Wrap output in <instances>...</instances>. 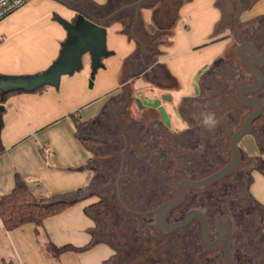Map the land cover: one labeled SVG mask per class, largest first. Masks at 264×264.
Instances as JSON below:
<instances>
[{"label":"crops","instance_id":"0c3cea01","mask_svg":"<svg viewBox=\"0 0 264 264\" xmlns=\"http://www.w3.org/2000/svg\"><path fill=\"white\" fill-rule=\"evenodd\" d=\"M135 1L27 0L0 21V82L48 74L62 61L67 47L78 39V31L88 20L86 13L102 18ZM168 2L144 0L139 19L154 30L157 8ZM129 10L134 12L135 19L136 7L129 6L104 23V49L96 59L86 51L80 58V67L62 74L57 85L49 84L43 92L17 93L6 101L0 195L13 188L16 172L37 194L45 196L91 184L95 178L94 169L88 165L92 153L80 135L93 132L82 128L80 134L77 124L119 110L126 84L131 85L144 107L158 109L161 124L157 125L166 126L168 135L189 126L186 116L191 98L201 97L210 88L218 106L229 110L230 94L233 92L237 101L235 91L252 80L248 71L240 77L236 75L238 68L233 54L239 60L236 45L240 38L236 29L220 25L222 10L216 0H189L178 10L172 43L161 46L159 61L166 65L168 73L161 81L167 84H153L144 73L154 62L144 58L139 41L132 36L137 23L134 27L132 23L133 28L128 31V20L124 16L115 17ZM263 14L264 0H255L243 11L242 18L248 21ZM211 68L212 73L208 74ZM174 78L176 85L172 84ZM138 106L140 111L144 109ZM209 109L216 111L213 105ZM221 119L224 120V115ZM260 126L262 131L247 133L250 146L242 144L245 136L239 146L248 156L258 157L264 170V135L260 133L264 132V123ZM227 128L226 124V131ZM262 171L252 172L249 191L264 205L257 184L264 180ZM97 201V196L85 198L48 217L39 227L30 223L8 230L0 218V264H105L116 254L115 247L107 241L85 251H67L59 256L49 249L50 242L59 246L87 244L96 222L86 207Z\"/></svg>","mask_w":264,"mask_h":264},{"label":"trees","instance_id":"16d2710c","mask_svg":"<svg viewBox=\"0 0 264 264\" xmlns=\"http://www.w3.org/2000/svg\"><path fill=\"white\" fill-rule=\"evenodd\" d=\"M187 1L189 0H170L168 4H162L161 7L159 6L157 8V14L153 18V23L155 25L154 30H152L149 24L143 23L140 19L134 27L132 36H135L139 41L144 58L147 61L154 62L155 66L152 65V67L144 73L153 84L160 86L167 84L161 81L162 77L167 73L166 65L159 61V56L162 53L161 46L170 45L172 43L174 30L179 20L178 10L180 6ZM239 1H242L245 6L243 9L236 11V6ZM254 1L255 0H238L234 2L233 6L225 8L223 3L216 0L217 6L222 10L220 25L232 29L241 25L243 22L238 23L237 19L235 20V18H232L233 14L236 15L238 13L239 15L240 12L251 6ZM120 16H124L125 19L128 20L127 29L130 31L134 21V12L129 10V12L119 14L115 17ZM115 17H113V19ZM217 64L218 62L215 63L213 67ZM231 64L234 63L232 62ZM240 64H236V67L238 66L237 68L244 72L248 71L241 62ZM232 68H234V66H232ZM210 73H212V68L208 74ZM158 78L160 79L158 80ZM172 84H177L175 78ZM47 85L49 84L45 83L36 88L13 87L3 89L0 87V153L4 151L2 128L4 126L3 117L6 101L12 95L21 92H43ZM231 94L230 105L228 104L230 107L229 110L228 108L223 109L222 105L220 107L218 106V99L210 88L204 90L201 97L191 98L192 103L190 104L189 110L187 109L188 116L185 115L189 126L184 131L174 132L168 134V136L166 135L167 127L157 125L158 123L161 124V116L156 107H144L143 105L142 108L144 109L142 111L139 109L141 115H136V112L131 110L130 102L134 100L137 104V96L131 85L126 84L122 95L125 98L123 101L122 99L121 101L119 100V110L111 114L109 113L110 115L105 113L92 121L77 124L79 133L82 128L85 130L90 128L93 132L91 135L88 134L86 136L80 135L81 133L79 134L82 141L87 144L92 153L88 162V165L95 171V178L92 183L74 191L45 196L37 194L29 186L24 177L19 172H16L13 188L8 193L0 195V218L5 228L12 230L30 223L39 227L48 217L64 211L71 205L85 198L97 196L98 201L86 207L87 213L91 215L96 222V227L92 230V239L83 246H76L71 243L59 246L50 242L49 249L52 253L59 256L67 251H85L98 242L107 241L115 247L116 254L111 259L105 261V264H166L168 261H170L168 264H197L198 260L196 256L200 249H202V245L199 232L196 229L190 233V239L188 238V240H185L180 238L177 239V242L174 241L172 244L173 250L171 257L167 255L170 258H165L166 261L160 258L154 249L152 250L154 241L152 234L146 235L147 237L141 240V243H139L141 249L136 248L135 251H131L130 255L121 251L120 248H123V246L120 247L121 234L125 235V229H131L133 234L138 236L137 234L141 233L138 221L145 215L141 216L127 212L125 206L118 198V187L116 182L118 180L122 200L133 210L146 211L155 208L158 204L167 200L166 198L158 200L153 206L146 205L144 208L136 206V204L144 198H146L148 202L157 199L154 198L155 196L153 195H156L158 191H160V195L166 197L167 195H170V198L175 196L173 185L174 156L172 157L174 148L184 149L183 143L186 141H189V144L197 142L201 146H205L209 142L216 143L217 141L228 140L229 138L225 129L226 124L234 127L235 125L240 126L243 122V115L246 109H243L237 102L232 103ZM187 102L188 101H186L185 104ZM212 105L216 111L209 109V106L212 107ZM234 106L237 107L236 111H232ZM181 109H183L184 112V106ZM209 115L213 116L215 123L211 126H205L204 119ZM221 115H224V120L221 119ZM263 122V117H261L255 121L254 125L258 127L262 125ZM155 136L168 138L165 143V150L162 144L153 140ZM137 140L139 144L141 143L142 146L144 145V151L139 152V150H137L135 145ZM168 142L171 145L169 147ZM168 148L169 150L171 149V155L167 153ZM241 151L244 155L246 154L243 149ZM185 152H180L178 154L181 156L178 163L187 161ZM245 157L251 159L250 161L253 168L257 165L255 161L260 163L258 157H251L247 154ZM224 161L225 160L222 162ZM262 172H264V170ZM119 174L120 177L118 178ZM114 180L116 182L113 185ZM251 182L252 179L247 186V192L252 201L260 207L259 213L254 216L259 218L263 230L264 205L256 200L250 193L249 188ZM111 189L114 190L113 193ZM145 217L146 221L143 222V224H151L153 227L151 223V218H153V216L148 215ZM144 227V232L150 231L149 229L147 230L146 226ZM174 234L180 236L184 235L182 230H178L174 232ZM124 243H128V240ZM216 258H219V256ZM244 263L253 264L249 261H245ZM259 264H264V259Z\"/></svg>","mask_w":264,"mask_h":264},{"label":"water","instance_id":"95a60500","mask_svg":"<svg viewBox=\"0 0 264 264\" xmlns=\"http://www.w3.org/2000/svg\"><path fill=\"white\" fill-rule=\"evenodd\" d=\"M144 0H137L133 3L122 6L121 8L110 13L106 17L97 18L89 13H86L87 23L85 27L78 31V39L73 45L67 47V50L62 58V61L55 66L48 74L40 76H32L27 78H16L9 79L4 82H0V87L3 89H9L13 87L23 88H36L39 85L48 83L51 85H57L60 81L62 74L73 72L76 68L80 67V58L86 51H90L94 58L103 51L105 44V27L104 23L114 16L120 10L135 6L136 13L133 22V27L137 23L140 15V9ZM132 27V28H133ZM236 53L245 62L250 71L254 74L256 82L254 84L245 85L239 87L237 90V98L243 104L253 106L255 109L249 114L241 124V126L232 134L230 139V150L231 158L227 164L217 169L213 173L203 177L201 179H182L177 185V195L170 199H167L160 203L157 207L146 211H138L129 208L128 205L122 200L121 191L119 189V183L117 180L118 187V198L121 203L125 206L127 212L137 215H155V228L162 234H167L173 230L181 228L187 225L193 217H197L201 224V239L204 248L198 253L197 258L199 264H203L201 255L208 251L210 248L219 245L223 240V249L227 264H238L234 258L232 250L233 240V219L228 214H223L216 222V239L210 240V226L206 215L200 209H191L186 216L178 221L168 223L167 217L169 213L176 207L182 204L186 196V189L188 187H201L211 182L217 181L229 174L237 168L241 162V148L239 146L240 140L248 133L250 126L253 121L261 116L264 110V102L261 97L255 95H246L247 92H255L264 82V73L259 68L258 64L261 61L259 57H264V52L259 54L257 47L252 41H245L239 44L236 48ZM252 56H251V54ZM138 104L143 107L141 101L137 99ZM122 169V167H121ZM120 174L118 175V178Z\"/></svg>","mask_w":264,"mask_h":264},{"label":"rangeland","instance_id":"374dc122","mask_svg":"<svg viewBox=\"0 0 264 264\" xmlns=\"http://www.w3.org/2000/svg\"><path fill=\"white\" fill-rule=\"evenodd\" d=\"M219 1L225 5V8L226 7L228 8V6H233L234 2H237L238 0H219ZM244 6H245V4H243L242 1L241 2L239 1L237 3V6H236V11L243 9ZM243 11L240 12L239 15L237 12H235V13H237L236 15H238V16L233 14V17H232V18H235V20L237 19L238 23L243 22V23H241V25H239L235 28L236 29L235 32L238 34V37L242 40V39L247 38V37H253V36L256 37L261 32L264 33V14L256 16L251 20L244 21L242 18ZM233 55H234L233 56L234 59L237 61V64H240V62L237 60V57L235 56V54H233ZM227 70H226V72H227ZM124 98H125L124 96L121 97L122 101ZM121 99H120V101H121ZM231 101H233L232 103L237 102L235 97H234L233 92L231 94ZM130 103H131V110H134L136 112V115H141V112L139 111V108H138L136 102L134 100H132ZM152 117H155V116H152ZM246 136H248V134L245 135V137ZM167 139L168 138H160L157 136H155V139L153 138L154 141H156L157 143L159 142L160 144H162V146H164V148H163L164 150H165V143H166ZM249 142H251V140H250V138H247L245 141H242V144L250 146L248 144ZM135 145L137 147V150H139V152L144 151V148H143L144 145L142 146L141 143L139 144L138 140L136 141ZM209 145H210V147H206V145H205V153H206L205 156H206V158L203 160L202 163H198V167L196 168L197 171H196V173H194L197 177L204 176L207 173H210L212 170L217 169L219 166L222 165L221 162L223 160H229L231 157L230 140L229 139L217 141L216 143L215 142H209ZM169 146H171V145L168 142V147ZM170 150L168 148L167 153L171 155ZM185 151H187V149H185V148L184 149L174 148V153H172V157L174 156V161H173L174 162L173 163L174 164L173 165L174 166V179H173L174 184L173 185H174L175 194H176V184L180 179L179 173H185V168H187L188 165H190L191 167L197 166V163H195L192 159L189 161L188 160L184 161V163H178L181 159V156H179L178 154L180 152L184 153ZM247 152H250V151H247ZM245 155L243 154V156H244L243 158H244V162L246 163L245 160H248V159L245 158ZM245 163H242L241 167H244L246 165ZM255 163L257 165L253 168L252 172L257 171V170H263L261 163H259L258 161H255ZM232 176H233V174H230L229 176H227V178L225 180L226 181L232 180L233 179ZM252 176H253V173H252ZM115 182L116 181L114 180L113 185ZM257 184L260 186V189H261L260 194L264 197V180L258 181ZM244 190L245 191L242 192L243 197L242 196L238 197L236 201L239 202L238 207H239V209H241V211H243L245 213L249 210L248 214H247V220L249 221V223L246 224V231H247L246 235H244L243 233H239V232H237L235 234L233 253L235 254V257L238 260V262L240 261L243 263L244 262L243 260L249 259L253 264H259L264 259V255H263L264 254V236H263V232H262L263 231L262 230V224L260 223L259 218L257 216H254V215L259 213L260 207L252 201V199L248 195V192L246 191V189H244ZM249 190H250V188H249ZM111 192L113 193L114 190H112ZM149 192H151V191H149ZM159 192L160 191H158L156 193V195L155 194L153 195V196H155L154 198H157V199L153 198L154 200H152L151 202H148V200H146V198H144L141 201H139L136 204V206L143 207V208L146 205L153 206L156 202H158V200H161L164 198H166V199L170 198V195H167V197H166V196L160 195ZM172 193H174V192H172ZM115 194H116V188H115ZM237 194L238 193H236V195ZM151 209H153V208H151ZM141 216H143V215H141ZM145 216H148V215H145ZM145 216L141 217L140 219L138 218L140 220V221H138L139 222L138 226H139V230L141 232V233L137 234L138 236H135L131 229H125L124 228L125 229V235L121 234V237H120V240H121V242H120L121 246L120 247L123 246V248H120V249L122 252L124 251L127 255H130L131 251L132 252L135 251L136 248L141 249V247L139 246L140 245L139 243H141V240L144 237H147L146 235L152 234V236L154 237V239H153L154 241L152 244V250L154 249V251L158 254V256H160V258H163L166 261V259H169L171 257V253L173 250L172 244L174 243V241L177 242V239H180V238L188 240V237L186 238L183 235L180 236V235H176L174 233L168 234L167 236L163 235V234L161 235L160 232H158L154 227V223H155L154 218H151V220H152L151 223L153 224V227L151 224H146V223H145V225L143 224V222L146 221ZM150 216H152V215H150ZM144 226H146L147 230L149 229L150 231L144 232L143 231V228H145ZM238 228L240 229V226ZM126 240H128V243H124ZM167 255H170V257H168ZM220 259H221L220 264H225V260L223 259V257H220ZM169 262L170 261H168L166 264H168ZM197 264H199V263H197Z\"/></svg>","mask_w":264,"mask_h":264},{"label":"flooded vegetation","instance_id":"af4514ba","mask_svg":"<svg viewBox=\"0 0 264 264\" xmlns=\"http://www.w3.org/2000/svg\"><path fill=\"white\" fill-rule=\"evenodd\" d=\"M245 41H252L255 44V46L257 47L259 54L264 52V33L261 32L256 37L253 36V37L244 38L242 40L239 39V41L237 42L236 48L239 44H241ZM237 56L239 57V55H237ZM251 56H252V54H251ZM258 60L261 61V63H259L258 66L264 73V57H259ZM239 61L242 63V65L245 64V62L240 57H239ZM234 65H236V64H234ZM244 66L246 69H248V71L252 77V80L249 83H243V84H248V85L254 84L256 82V78H255L254 74L250 71V69L247 67L246 64ZM243 73H244V71L240 70L238 68V73L236 75H238L240 77L243 75ZM237 92L238 91L236 90L235 91L236 98H237ZM246 95L247 96L248 95H255V96L261 97L263 99V102H264V82H263V85L261 86V88H259L257 91L247 92ZM237 102L241 105V107L243 109H246V112L243 115V121H244L245 118L247 116H249V114L252 113L255 108L253 106L243 104L241 101L238 100V98H237ZM236 110H237V107L234 106L232 111H236ZM261 117H263V120H264V110H263V113L261 114V116L259 118H261ZM259 118H257L256 120H258ZM255 121H253L252 125L250 126L248 133L252 132L253 130H257V129L262 131L263 126H258L259 128L255 127V125H254ZM237 126L238 125H235L233 127V126L228 125L226 133H227L229 140L231 139L232 134L241 125L238 127ZM260 133L264 135V132H260ZM198 140H199V138H198ZM183 145H184V148L187 149V151L185 152V154L187 156L186 159L188 161L192 159L195 163H197V166L191 167L190 165H188V167L185 168V173H179L180 179L176 184V195H177V185L182 179H201V178L206 177L207 175L213 173L217 169L223 167L230 160V159L225 160L224 162H222L221 166H219L217 169L212 170L210 173H207L206 175L201 176V177H197L194 173H196V171H197L196 168L198 167V163H202L203 160L206 158L205 146H201L197 142L189 144V141H186L185 143H183ZM206 145H207L206 147H210L209 143H207ZM243 157H244L243 152L241 151V162H240V164L237 166V168L235 170H233L229 174L225 175L221 179L214 181V182H211V183H209L205 186H201V187H188L186 189L185 199L183 200L181 205L174 208L169 213V215L167 217V222L171 223V222H175V221L183 219L191 209H200L204 212V214L206 215L207 220L209 222L210 240L214 241L216 239V222H217V220L223 214H228L233 219V231H234L233 240H232V250H233L234 241H235V234L237 232H239V233H243L244 235H246L247 234L246 224L249 223V221L247 220V214H248L249 210L245 213L243 211H241V209H239V207H238L239 202L236 201L238 197L242 196V192L245 191L244 189H246V191H248L247 186L249 185L250 180L252 179V173L251 172L253 171V165L251 164V161H250L251 159L248 158L246 163L244 162L246 165L244 167H241V164L244 161ZM230 174H233L232 177L234 180L232 179L230 181H226L225 179ZM236 193H238V194L236 195ZM175 196H172V197H175ZM149 215H152L154 220H155V215H153V214H149ZM239 226H240V229L238 228ZM154 227H155V223H154ZM195 229L199 232L200 242H201L202 249H203L204 245H203V242L201 239V224H200V220L197 217H193L192 220L187 225H185L181 228H178L176 230H173L167 234H163V235L167 236L168 234L174 233L178 230H182L183 234H184L183 236L186 238L188 237L190 239V233H192V231H194ZM160 234L162 235V233H160ZM202 249H200V251ZM202 255H203V257H202ZM202 255H201V259L203 258L202 259L203 264H220V260H221L220 257H223V259L225 260V264H227L226 259H225L224 249H223V240L219 245L210 248L208 251H206ZM233 255H234L236 262H238L234 253H233ZM218 256H219V258H216ZM197 260H198V258H197ZM248 260H245V261H248ZM244 262L243 263L238 262V263L239 264H245ZM249 262L251 263L250 260H249ZM198 263H199V261H198Z\"/></svg>","mask_w":264,"mask_h":264},{"label":"built area","instance_id":"2783aa9c","mask_svg":"<svg viewBox=\"0 0 264 264\" xmlns=\"http://www.w3.org/2000/svg\"><path fill=\"white\" fill-rule=\"evenodd\" d=\"M27 0H0V21L20 8Z\"/></svg>","mask_w":264,"mask_h":264},{"label":"clouds","instance_id":"9594fccd","mask_svg":"<svg viewBox=\"0 0 264 264\" xmlns=\"http://www.w3.org/2000/svg\"><path fill=\"white\" fill-rule=\"evenodd\" d=\"M215 123L214 121V118L213 116L209 115V116H206L205 119H204V124L205 126H211Z\"/></svg>","mask_w":264,"mask_h":264}]
</instances>
